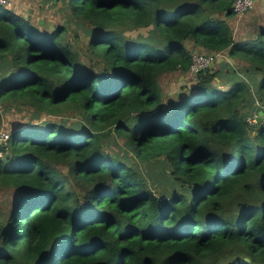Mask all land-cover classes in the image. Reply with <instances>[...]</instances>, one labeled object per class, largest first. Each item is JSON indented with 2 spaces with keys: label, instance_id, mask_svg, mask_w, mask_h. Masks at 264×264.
I'll return each mask as SVG.
<instances>
[{
  "label": "trees",
  "instance_id": "16d2710c",
  "mask_svg": "<svg viewBox=\"0 0 264 264\" xmlns=\"http://www.w3.org/2000/svg\"><path fill=\"white\" fill-rule=\"evenodd\" d=\"M234 1L62 0L85 50L0 3V127L33 108L0 153V264H264V29L236 40ZM199 50L225 57L163 101Z\"/></svg>",
  "mask_w": 264,
  "mask_h": 264
},
{
  "label": "rangeland",
  "instance_id": "374dc122",
  "mask_svg": "<svg viewBox=\"0 0 264 264\" xmlns=\"http://www.w3.org/2000/svg\"><path fill=\"white\" fill-rule=\"evenodd\" d=\"M21 2H23V0L17 2L16 9L23 16L29 17L34 24L40 26L43 25L47 30H53L57 26H62L66 29L67 39L74 42V46L78 47L80 50L86 49V44L88 41L86 27L83 25V22L69 14L62 0H57L56 2H54L56 3V5L54 6H51L49 2H43V0H28L25 2V5L23 4L22 6H20ZM254 12V10L247 12L240 19L234 17L233 20L235 21V23L232 20L233 33L236 40L246 41L247 37L254 35L257 28L256 26H252L251 23L255 19ZM216 61H219V56ZM194 80H196L195 74L190 73L186 75H180L179 73H168L162 75L160 77V82L163 88V101H166L168 99H177L179 94L188 91V88L192 86ZM32 112L33 108H29L26 106H16L14 108H9L8 111H5L3 113L0 130L5 131L9 135L11 131L14 130L17 124L29 123L30 120H32ZM60 119H66L69 121L73 118L67 115H64L62 117L61 114L49 115L45 112H42L40 118L32 121V123L38 124L46 120L55 122ZM115 142L116 144L112 143V148L114 150L122 148V139L116 137ZM3 143H5V141L2 142V144ZM136 162L140 163L139 161ZM143 169H145L148 174L153 176L154 184H156L163 177L162 174L164 172V164L160 162V160H152L149 164L143 166ZM61 170L66 172L65 168H62ZM10 195L13 196L11 192ZM4 198V193L1 192L0 199ZM5 200L7 201V204L10 205L12 201L11 197L8 196L5 198ZM5 215L6 217H8V211H5ZM6 219L7 218H5V221Z\"/></svg>",
  "mask_w": 264,
  "mask_h": 264
},
{
  "label": "built area",
  "instance_id": "2783aa9c",
  "mask_svg": "<svg viewBox=\"0 0 264 264\" xmlns=\"http://www.w3.org/2000/svg\"><path fill=\"white\" fill-rule=\"evenodd\" d=\"M1 4H4L8 7L9 1L8 0H0ZM255 7V0H235L233 3V11L235 13V17L237 19H240L245 13L250 12ZM222 57L221 54H215V55H207L202 52L195 51L192 55V63L190 66V74H196L198 71L206 68L207 66H210L213 64L214 59ZM256 105H260L258 102H256ZM259 111L260 110H253L251 111L245 118L246 122L256 128L259 125L264 126V115L261 116L260 121L259 120ZM264 111V109H263ZM8 138V134L5 131L0 130V153H1V147L3 144H6V140ZM2 144V142H4Z\"/></svg>",
  "mask_w": 264,
  "mask_h": 264
},
{
  "label": "crops",
  "instance_id": "0c3cea01",
  "mask_svg": "<svg viewBox=\"0 0 264 264\" xmlns=\"http://www.w3.org/2000/svg\"><path fill=\"white\" fill-rule=\"evenodd\" d=\"M8 1H9L8 7L13 8L15 11H17L18 13H20L16 9L17 2H19L20 0H8ZM26 1H28V0H23V2L20 3V6H22L23 4L25 5V2ZM14 3H15V7H14ZM253 10L255 11L254 12L255 19H254V21L251 22L252 23V26H256L257 28L258 27H262V29H264L263 28L264 27V24H263V22H264V0H255V7H254ZM233 22L235 23L234 20H233ZM222 57H225V56L222 55Z\"/></svg>",
  "mask_w": 264,
  "mask_h": 264
},
{
  "label": "water",
  "instance_id": "95a60500",
  "mask_svg": "<svg viewBox=\"0 0 264 264\" xmlns=\"http://www.w3.org/2000/svg\"><path fill=\"white\" fill-rule=\"evenodd\" d=\"M57 0H53V2H56ZM210 66H212V65H210ZM264 115V111H262V110H260L259 111V120L258 121H260V118H261V116H263ZM248 259L247 258H239V261H247Z\"/></svg>",
  "mask_w": 264,
  "mask_h": 264
},
{
  "label": "clouds",
  "instance_id": "9594fccd",
  "mask_svg": "<svg viewBox=\"0 0 264 264\" xmlns=\"http://www.w3.org/2000/svg\"><path fill=\"white\" fill-rule=\"evenodd\" d=\"M220 58V57H219ZM211 65H213V64H211ZM262 111H263V109H262ZM3 150V146L1 147V151Z\"/></svg>",
  "mask_w": 264,
  "mask_h": 264
}]
</instances>
